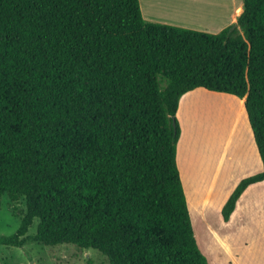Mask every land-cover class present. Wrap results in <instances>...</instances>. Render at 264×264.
<instances>
[{
	"label": "trees",
	"instance_id": "trees-1",
	"mask_svg": "<svg viewBox=\"0 0 264 264\" xmlns=\"http://www.w3.org/2000/svg\"><path fill=\"white\" fill-rule=\"evenodd\" d=\"M199 88L240 100L262 163L228 222L264 182V0H242L217 34L148 22L139 0H0V200L26 206L0 246L208 264L176 163L179 102Z\"/></svg>",
	"mask_w": 264,
	"mask_h": 264
},
{
	"label": "rangeland",
	"instance_id": "rangeland-1",
	"mask_svg": "<svg viewBox=\"0 0 264 264\" xmlns=\"http://www.w3.org/2000/svg\"><path fill=\"white\" fill-rule=\"evenodd\" d=\"M207 3L212 8L206 11L204 17H199L203 19L202 22L196 19L193 21L201 26L204 25L202 23L207 24L208 26L202 27L205 30H200L213 34L212 30L216 27L210 25L220 23L211 22L214 15L219 21L226 20L227 16H222V12L218 13L217 7L221 9V6L217 4L216 6L212 2ZM239 12L240 9L236 14ZM165 13L160 12L156 15L164 16ZM239 101L219 93H188L180 99L176 113L180 129L178 164L180 166L182 160L183 163L185 159L188 160L189 173L194 176V179L191 178L189 181V186L186 185L187 189L183 177L181 181L194 236L208 264H262L251 261L249 254L252 253L264 261V207L259 201L260 198H264V182L252 185L244 192L230 221L224 223L220 214L221 200L218 197V187L217 185L210 187L208 180L209 173L217 166L218 169L222 167L223 172L229 173L231 183L262 170L246 114ZM192 148L200 154L203 153L199 158H203L206 164L200 166V169L194 168L192 163V158L196 157ZM204 152L210 155H204ZM239 152L248 156L246 164H234L237 158L234 154L237 155ZM205 198L204 218L202 217L203 221H200L198 218L200 203ZM25 214L23 198L12 202L7 196H2L0 236L14 234ZM38 224L39 220L34 219L27 236L36 234ZM0 264H107V260L95 250H82L74 245L47 247L37 243H26L21 248L0 246Z\"/></svg>",
	"mask_w": 264,
	"mask_h": 264
},
{
	"label": "crops",
	"instance_id": "crops-1",
	"mask_svg": "<svg viewBox=\"0 0 264 264\" xmlns=\"http://www.w3.org/2000/svg\"><path fill=\"white\" fill-rule=\"evenodd\" d=\"M207 2H212L214 5L217 4L218 6H221V9H219L217 7L218 13L222 12L223 13L222 16L223 15L227 16L226 20L219 21L218 17H216V15H214V17L211 19V22L215 21V23H217V22H220V23H219V25H217V24L210 25V26L216 27L212 30L213 34H217L221 30H223L224 28L235 24L238 17L242 13V0H210V1H204V0H146L145 1L144 0V3H143V0H140V9H141L143 19L148 21V22H153V23H158V24H163V25H170V26H175V27H180V28H185V29L190 28V29H194L196 31L198 30V31L203 32L200 29L205 30V28H202V27L208 26V25L205 23H202L204 25L201 26L199 23L194 22L193 20L196 19V20H200V22H202L201 20H203V19H200L199 17H204L206 11L212 8L211 5H209V3H207ZM154 3L157 7L154 6ZM238 9H240V12H239V14H236ZM160 12H166V13L164 14V16L156 15ZM197 92H205V94H206V92H209V91H206L204 89L199 88V89L193 90L189 93H197ZM210 93L214 94L215 92H210ZM198 94H202V93H198ZM223 95H227V94H223ZM227 96H231V95H227ZM231 98H234L235 100L237 99L233 96H231ZM241 106L243 107V105H241ZM192 151H193L194 156L197 157V158L196 157L192 158V160H193L192 163L195 166L194 168L199 167V169H200V166H204L206 164L203 158H199L203 153L200 154L194 148H192ZM178 154H179V149H178V143H177L176 163H177L178 171L180 174V179H181V177H183L184 185H185V187H186V185L188 187L189 181L191 180V178L194 179V176L192 175V173H189L188 160L185 159V163H183V160H182V162H180V166H179ZM207 154L210 155L208 152H204V155H207ZM234 156L237 157L234 164H246L247 160L249 159L248 156L245 154H242V152H239L237 155L234 154ZM208 180L210 182V184H209L210 187H215L216 185L218 187V197L221 200L220 207L222 210V207L225 204L226 200L228 199V197L230 196V194L232 193L234 188L238 185V183L242 179L238 178V180L231 183V177L229 176V173H227L226 171L223 172L222 167L220 169H218V166H217L213 171H211L209 173V179ZM181 183H182V181H181ZM182 187H183V184H182ZM187 187H186V189H187ZM183 190H184V188H183ZM221 192H224V193H221ZM243 194L241 195V197L243 196ZM208 196H209V193L207 194V197ZM185 198H186V196H185ZM206 198L200 203V210H199V216H198L200 221H203V218H204V213H205L204 203L206 202ZM240 198H239V200H240ZM239 200L236 203V207H237V204L239 203ZM259 201L262 203V206L264 207V198H260ZM186 203H187V200H186ZM187 207H188V204H187ZM236 207H235V209H236ZM220 214H221V211H220ZM221 219H222V216H221ZM230 219H231V216H230ZM230 219H229V221H230ZM205 223L208 225L207 220H205ZM224 223H227V222H224ZM249 258L251 259L252 262L264 264L263 259L261 260L260 258L255 256V254H253V253L251 255L249 254Z\"/></svg>",
	"mask_w": 264,
	"mask_h": 264
},
{
	"label": "water",
	"instance_id": "water-1",
	"mask_svg": "<svg viewBox=\"0 0 264 264\" xmlns=\"http://www.w3.org/2000/svg\"><path fill=\"white\" fill-rule=\"evenodd\" d=\"M172 126H173V128H175V126H176L175 119L172 120Z\"/></svg>",
	"mask_w": 264,
	"mask_h": 264
}]
</instances>
